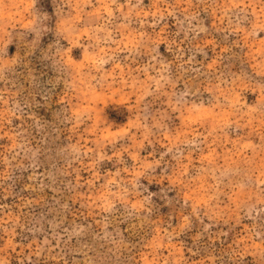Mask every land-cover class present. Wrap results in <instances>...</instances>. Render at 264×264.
Wrapping results in <instances>:
<instances>
[{
    "label": "rangeland",
    "instance_id": "rangeland-1",
    "mask_svg": "<svg viewBox=\"0 0 264 264\" xmlns=\"http://www.w3.org/2000/svg\"><path fill=\"white\" fill-rule=\"evenodd\" d=\"M0 264H264V0H0Z\"/></svg>",
    "mask_w": 264,
    "mask_h": 264
}]
</instances>
